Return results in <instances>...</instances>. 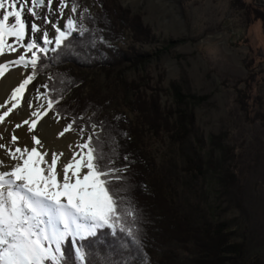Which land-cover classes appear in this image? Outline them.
I'll use <instances>...</instances> for the list:
<instances>
[{
	"label": "rangeland",
	"instance_id": "obj_1",
	"mask_svg": "<svg viewBox=\"0 0 264 264\" xmlns=\"http://www.w3.org/2000/svg\"><path fill=\"white\" fill-rule=\"evenodd\" d=\"M65 2L69 7H64L63 13L59 11L60 0H52L50 9H37L41 17L52 22L44 25L50 40H55L56 27H62L69 17L76 23L67 32L79 33L86 27L83 13L93 14L99 8L97 0ZM117 2L130 14L139 15L156 36L155 40L133 42L125 33L118 45L124 47L134 43L148 51V58L135 64L122 62L113 66L109 74L98 67L78 69L66 64L82 78L81 85L68 92L66 100L81 96L78 102L86 105V115L97 111L113 119L121 114L122 118L136 121V112L130 105L136 85L147 94L158 93L163 107L174 104L169 90L172 81L178 82L184 91L206 95L194 105L191 102L187 105L194 112L187 141L204 159L214 163L207 165L204 174L193 176L184 169L187 143L182 147L166 131L158 135L145 126L141 135L142 148L154 160L155 171L162 177L167 195L178 208L188 213L194 222L228 221L233 231L231 240L245 242L248 254L260 256L264 261V123L255 117V111L261 107L255 97L264 95V19L254 17L252 9H264V0ZM72 4L77 6L75 13L70 10ZM27 19L35 20L30 15ZM35 22L40 23L39 20ZM41 35L29 33L24 43L32 36ZM37 43L45 47L42 39ZM54 44L46 47L50 49ZM23 69L27 73L23 79L33 71L30 67ZM35 72V78L26 86L23 95L32 105L44 106L51 101L47 87H43L50 84L47 80L51 74L49 70ZM250 72H254V77L249 79L248 87L244 79ZM237 87H247L251 93L246 109L236 100ZM52 112L65 126L71 123L68 116L59 117L56 106ZM81 122L75 123L74 130L69 131L77 136L73 148L85 142L89 132L97 129L94 123L85 128ZM218 134L220 145L211 141V137ZM97 152H102L105 168L116 169L117 175L125 171V162L117 161L115 155L98 149ZM118 181L112 183L122 197L124 192ZM166 246H174L182 259L188 253L176 243L159 244L152 254L154 260Z\"/></svg>",
	"mask_w": 264,
	"mask_h": 264
},
{
	"label": "trees",
	"instance_id": "obj_2",
	"mask_svg": "<svg viewBox=\"0 0 264 264\" xmlns=\"http://www.w3.org/2000/svg\"><path fill=\"white\" fill-rule=\"evenodd\" d=\"M97 2L99 8L93 14L83 13L86 27L79 33L71 32L59 48L54 44L46 54H38L40 60L35 69L37 72L49 70L47 92L59 117L68 116L71 123L82 121L85 128L94 123L97 129L89 132V135L94 134L93 145L107 155H115L117 161L125 162V171L119 174L122 179L118 182L124 192L121 197L123 208L135 211V217L126 216L122 221L126 228L131 229L132 236L119 231L114 235L111 229L105 228L98 230L95 237L78 240V244L84 245V264H264L260 256L248 254L245 242L231 240L233 231L228 221L205 219L194 222L188 213L178 208L167 195L162 177L155 171L154 160L142 148L141 135L145 126L158 135L162 130L166 131L182 147L187 143L184 169L193 176L204 174L207 165L214 163L211 159H204L187 141L194 123V112L187 105L188 102L194 105L206 95L184 91L178 82L172 81L169 90L174 104L163 107L158 93L147 94L136 85L130 101L136 112V121L122 118L121 114L113 119L97 111L86 115V105L78 102L81 96L66 100L68 92H73L82 83V78L73 73V67H98L109 74L113 66L125 61L140 63L149 56L148 51L134 43L124 47L118 45L125 33L133 42L156 39L140 16L130 14L117 0ZM252 9L255 10L254 17L264 19V9ZM66 64H73V67H66ZM253 77L254 72H250L244 79L248 87L249 79ZM236 89V100L246 109L251 93L247 87ZM255 99L261 106L255 111V117L264 123V95H256ZM211 141L220 145L221 136H212ZM158 243H176L188 253L182 259L174 246H166L154 260L152 254ZM70 246L69 242L67 247ZM72 257L75 259L74 248Z\"/></svg>",
	"mask_w": 264,
	"mask_h": 264
},
{
	"label": "snow or ice",
	"instance_id": "obj_3",
	"mask_svg": "<svg viewBox=\"0 0 264 264\" xmlns=\"http://www.w3.org/2000/svg\"><path fill=\"white\" fill-rule=\"evenodd\" d=\"M51 3L52 0L47 4L45 0H0V57L18 53L15 59L0 61V78L12 68L33 69L0 103V125H6L20 107L32 109L28 119L9 130L12 134L7 143L0 142V154L14 162L10 170H0V264H84L86 253L78 240L95 237L98 230L105 228L114 235L119 231L132 236L122 221L126 216L135 217V211L123 208V199L112 183L122 178L116 169L105 168L102 152L98 153L93 145L94 134L75 145L70 154L38 150L43 143L35 129L53 104L49 101L47 105L34 106L23 94L35 78L38 53L46 54V46L52 43L59 48L70 34L56 27L58 35L54 41L49 39L44 25L52 22L41 17L37 9H50ZM64 7L69 5L60 0L61 13ZM70 10L75 13L77 6L70 5ZM28 15L40 23L28 21ZM75 23L68 18L70 30ZM29 33L42 35L30 37L25 44ZM39 39L45 47L37 43ZM74 123L66 125L59 135L73 131ZM25 126L31 134L30 143L15 131ZM4 139L0 135V141ZM2 165L4 160L0 159ZM69 242L71 246L67 247Z\"/></svg>",
	"mask_w": 264,
	"mask_h": 264
},
{
	"label": "bare ground",
	"instance_id": "obj_4",
	"mask_svg": "<svg viewBox=\"0 0 264 264\" xmlns=\"http://www.w3.org/2000/svg\"><path fill=\"white\" fill-rule=\"evenodd\" d=\"M59 28L61 31L64 30L67 32L69 30L67 21L63 22L62 27ZM17 55L18 54L12 53L8 57H0V61L5 59H15ZM26 74L27 73L23 67L12 68L4 77L0 78V103L4 102L7 97L10 96L11 92L18 86L23 80V76ZM31 111L32 109L22 106L15 112V115L12 116L11 120L6 125H0V135L5 137V139L0 142L7 143L8 138L12 134L9 130L14 128L16 123L28 119ZM64 128L65 125L57 119L56 114L54 112H49L35 129L36 133L40 134L43 143V148L38 150L70 154L73 151V141L77 136L72 132H66L63 136H60L59 133L63 131ZM15 131L20 134L22 139H28L30 143L31 134L27 131V126L21 129H15ZM2 151L3 150H0V153H2ZM0 159L4 160V165L0 166V170H10V167L14 162L2 154H0Z\"/></svg>",
	"mask_w": 264,
	"mask_h": 264
}]
</instances>
